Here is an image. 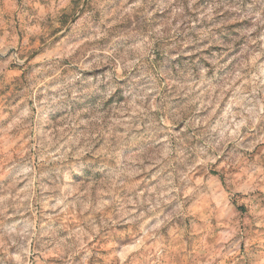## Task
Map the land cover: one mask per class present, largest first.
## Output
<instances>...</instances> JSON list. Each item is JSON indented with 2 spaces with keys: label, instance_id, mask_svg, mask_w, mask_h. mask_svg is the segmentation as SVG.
Instances as JSON below:
<instances>
[{
  "label": "clouds",
  "instance_id": "9594fccd",
  "mask_svg": "<svg viewBox=\"0 0 264 264\" xmlns=\"http://www.w3.org/2000/svg\"><path fill=\"white\" fill-rule=\"evenodd\" d=\"M0 264H264V0H0Z\"/></svg>",
  "mask_w": 264,
  "mask_h": 264
},
{
  "label": "rangeland",
  "instance_id": "374dc122",
  "mask_svg": "<svg viewBox=\"0 0 264 264\" xmlns=\"http://www.w3.org/2000/svg\"><path fill=\"white\" fill-rule=\"evenodd\" d=\"M202 2H204V0H202ZM129 3H131V0H129ZM72 43L75 44V43H78V41H73ZM70 47H71V46H70ZM251 247H252L253 249L258 248V247H259V241H254Z\"/></svg>",
  "mask_w": 264,
  "mask_h": 264
}]
</instances>
